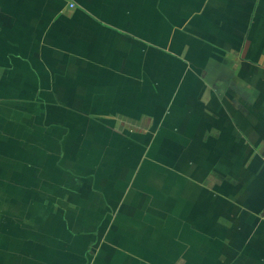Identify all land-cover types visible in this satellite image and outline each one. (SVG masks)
Returning <instances> with one entry per match:
<instances>
[{
    "label": "crops",
    "instance_id": "obj_1",
    "mask_svg": "<svg viewBox=\"0 0 264 264\" xmlns=\"http://www.w3.org/2000/svg\"><path fill=\"white\" fill-rule=\"evenodd\" d=\"M0 264H264V0H0Z\"/></svg>",
    "mask_w": 264,
    "mask_h": 264
}]
</instances>
